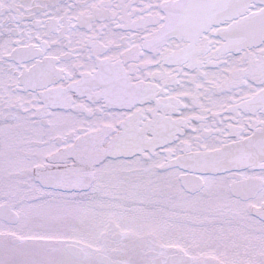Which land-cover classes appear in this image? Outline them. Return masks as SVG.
I'll return each instance as SVG.
<instances>
[{
	"label": "snow or ice",
	"instance_id": "obj_1",
	"mask_svg": "<svg viewBox=\"0 0 264 264\" xmlns=\"http://www.w3.org/2000/svg\"><path fill=\"white\" fill-rule=\"evenodd\" d=\"M0 264H264V0H0Z\"/></svg>",
	"mask_w": 264,
	"mask_h": 264
}]
</instances>
